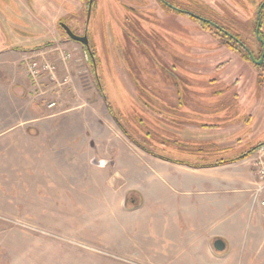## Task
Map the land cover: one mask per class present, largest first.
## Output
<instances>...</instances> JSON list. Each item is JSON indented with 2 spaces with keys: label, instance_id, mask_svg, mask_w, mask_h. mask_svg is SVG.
<instances>
[{
  "label": "rangeland",
  "instance_id": "1",
  "mask_svg": "<svg viewBox=\"0 0 264 264\" xmlns=\"http://www.w3.org/2000/svg\"><path fill=\"white\" fill-rule=\"evenodd\" d=\"M53 1L71 14L57 13L55 7L43 21L30 12L28 18L19 1L0 0V50L19 46L22 56L43 57L56 65L58 82L69 78L60 87L46 75L34 81L20 58L22 84L3 86L16 97H7L8 109L0 110V264H236L226 244L223 251L213 248L221 238L198 236L207 231H200L205 229L192 214L174 220L169 226L171 238L147 237L156 232L154 226H141L130 213L140 204L139 195L132 193L125 203L113 188L122 182L114 179L116 169L111 165L120 153V141L150 145L148 128L136 123L135 115L139 110L148 115L142 105L162 96L164 81L172 79L173 72L194 77L188 68L197 66L198 55L208 62L211 54L207 53L219 39L187 13L165 14L154 0H94L87 27L91 59L58 25L62 17L76 34L82 33L83 2ZM177 1L176 5L196 15H204V10L206 17L239 34L246 44L257 45L256 8L261 0ZM66 52L72 54L69 61L63 60ZM256 66L264 69L262 64ZM227 67L233 72L236 66ZM103 94L132 140L107 110ZM142 118L148 125V118ZM124 167L119 166V171L125 177L138 173L131 162ZM138 169L143 175V168ZM142 192L149 193L148 189ZM156 200L143 212L146 217L168 207L166 203L155 206ZM160 248L164 251L156 254ZM151 256L160 259L149 260Z\"/></svg>",
  "mask_w": 264,
  "mask_h": 264
},
{
  "label": "crops",
  "instance_id": "2",
  "mask_svg": "<svg viewBox=\"0 0 264 264\" xmlns=\"http://www.w3.org/2000/svg\"><path fill=\"white\" fill-rule=\"evenodd\" d=\"M18 4L26 8L22 2ZM251 48L257 53L260 47ZM208 52V62H201L198 55L197 66L188 68L194 77L185 76L184 71L173 72L174 77L164 81L162 96L152 97L155 103L142 105L149 110L148 115L143 110L137 112L136 123L148 128L150 145L146 148L152 154L120 141V153L111 165L116 169L114 179L122 184L113 188L124 201L132 193L139 195L140 204L130 213L140 219L141 226H154L156 232L147 236L151 239L171 238L169 226L176 223L174 220L180 214L187 219L192 214L205 229L200 231H207L198 236L223 239L227 254L236 257V264L264 263V207L251 204L256 180L251 164L254 152L243 157L264 143V69L220 42ZM22 53L19 46L0 50V110L8 109L7 97H16L3 86L22 84ZM218 53L222 55L217 57ZM230 63L236 66L233 72L227 67ZM142 116L148 118V125ZM240 156L238 160L220 163ZM130 162L142 167L144 174L140 175L137 168V174L125 177L119 166L123 168ZM126 181L130 184L124 185ZM142 189H148V195ZM154 199L155 206L166 203L168 207L146 217L143 212ZM163 251L160 248L156 254ZM156 259L160 258H149Z\"/></svg>",
  "mask_w": 264,
  "mask_h": 264
},
{
  "label": "flooded vegetation",
  "instance_id": "3",
  "mask_svg": "<svg viewBox=\"0 0 264 264\" xmlns=\"http://www.w3.org/2000/svg\"><path fill=\"white\" fill-rule=\"evenodd\" d=\"M16 1H19V2H22L25 6H26V8L24 9V11H25V14L28 16V17H30L29 16V14H27V13H29L30 12V14L32 15V16H35V17H37V18H39L40 20H45L46 19V16H45V14H46V12H47V14H49L50 13V10L52 9L53 11L56 9L55 7H58L57 8V13H60L61 11H64V12H66V13H68L67 11H65V10H63L62 8H61V6L59 5L60 3L58 2V4L56 3V2H54L53 0H16ZM64 1V3L63 4H66V3H69V2H71V0H63ZM80 2L82 1L83 2V7L84 8H86V10H85V24H84V29H83V31H82V33H80V34H76V32H75V30H74V28L72 27V25L71 26H69L68 24H66V23H64V21L62 20V17H61V19H59V21H58V25H59V27H60V31L62 32V30L64 31V33L67 35V33H66V30L64 29V27H63V25H65L66 27H68V29H70L74 34H76V35H79V36H83V35H85L86 34V36H87V38H88V33H87V27H88V23H89V21H90V17H91V14H92V11H93V9H94V6H95V1L94 0H79ZM136 1V0H135ZM140 0H138V2H139ZM148 1V0H147ZM154 1H157V3L159 4V7H160V10H162L165 14L166 13H168V12H170V10H174V11H177V12H181V13H186L188 10L186 9V8H182V7H179L178 5H176V3H178V1L177 0H154ZM18 3V2H17ZM29 4L31 5V7H32V10H30V6H29ZM37 4V5H36ZM144 5H142V7L143 8H145V6H146V4L145 3H143ZM156 4V3H155ZM170 5H171V7H170ZM76 6V3L74 2V4H73V7H75ZM172 7H174V8H176V9H172ZM258 7H259V9H258ZM155 8H157V7H155ZM36 9H39V11H40V13H38L37 11H36ZM131 9H132V7H131ZM137 9V8H136ZM136 9L134 8L133 9V11L134 12H136ZM179 9V10H178ZM204 9V8H203ZM257 9H258V11H257ZM27 11V12H26ZM153 11H155V10H153ZM74 12H75V10H74ZM203 12V14L204 15H198L199 17H201L203 20H198V22H200V23H203V22H208V23H211V24H213L214 25V27H217L218 29H220V27L219 26H217L216 24H215V19L212 21L209 17H206V15L207 14H205V11L203 10L202 11ZM46 14V15H47ZM68 14H71V13H68ZM216 12L215 11H213V15H215L216 16ZM88 15H89V17H88ZM196 15V14H195ZM258 15V17H257V21H256V25H257V23H258V19H260V22H261V24H260V26L262 25V26H264V0H261L260 1V3L257 5V8H256V16ZM209 16V15H208ZM87 17H88V19H87ZM196 19V18H195ZM32 23V22H31ZM130 24H134V22L133 21H131L130 22ZM260 29V28H259ZM76 42V41H75ZM33 45V44H32ZM82 45V44H81ZM84 48H85V50H86V53H88L89 54V56H90V58L91 59H93L94 58V55H93V53L91 52V43H90V40H89V38H88V48L86 47V46H84V45H82ZM29 48V47H28Z\"/></svg>",
  "mask_w": 264,
  "mask_h": 264
},
{
  "label": "built area",
  "instance_id": "4",
  "mask_svg": "<svg viewBox=\"0 0 264 264\" xmlns=\"http://www.w3.org/2000/svg\"><path fill=\"white\" fill-rule=\"evenodd\" d=\"M72 58V54L66 52L63 56V60H69ZM26 71L31 78L36 81L41 76L46 75L47 79L54 82L57 87L65 85L69 82L68 77H64L59 82L57 81V67L53 63L47 61L43 57H27V54L22 56ZM255 174L256 180L253 184L251 193V204L260 205L264 207V143L260 144L255 150L252 162H251Z\"/></svg>",
  "mask_w": 264,
  "mask_h": 264
},
{
  "label": "trees",
  "instance_id": "5",
  "mask_svg": "<svg viewBox=\"0 0 264 264\" xmlns=\"http://www.w3.org/2000/svg\"><path fill=\"white\" fill-rule=\"evenodd\" d=\"M186 6L188 7L189 5H186ZM212 12L210 11L209 13L212 14ZM191 18L194 19V20H196L193 17H191ZM201 24L203 25V28L205 30H208L214 37H216L217 39H219V41H220V43L222 45L227 46L228 48H230L233 51L237 52L243 59H245L247 61H251V59L249 57V54L245 50L244 46H246L252 52V54H253V56H254V58L256 60H258L260 58L261 52H262V45H261V43L258 40L255 39V37H256L255 34H254V42H255V44H257L260 47L259 50L257 51V53H254L253 52V50L251 48L252 45L250 43L246 44V42H244V40H242V38L239 36V34L232 33L230 31V29L227 28V27H222L219 21L215 20V24L217 26H219L220 29H218L217 27H214L213 24L208 23V22H203ZM225 31L228 32V33H230V34H233V36L232 35H229ZM263 33H264V26L261 25L260 26V29H259V35H260L261 38H263V36H264V35L263 36L261 35ZM237 40H240L241 43H239ZM262 67H264V64H262ZM103 101H104V103L106 105L107 110L112 115V113H111V111L109 109L110 107L108 106V103H107V100H106V97H105L104 94H103ZM112 117L115 120L116 124L119 126V128L122 130V132L128 137V139L132 140L131 135H129L128 132L124 129V127L122 126V123L118 119V117L113 116V115H112ZM131 142H133L136 146H138L139 148H141L145 152L152 154V151H150L148 148H145L144 146L140 145L137 141L132 140ZM257 148H258V146L255 147L254 149L246 152L245 155H243V157L252 154L253 152H255V150ZM240 158H241V156L240 157H235V158H232V159L221 160L220 163L232 162V161L238 160Z\"/></svg>",
  "mask_w": 264,
  "mask_h": 264
},
{
  "label": "water",
  "instance_id": "6",
  "mask_svg": "<svg viewBox=\"0 0 264 264\" xmlns=\"http://www.w3.org/2000/svg\"><path fill=\"white\" fill-rule=\"evenodd\" d=\"M171 7V5H170ZM174 8V7H173ZM188 15H190L191 17L193 18H196L198 20H203L201 17H199L198 15H195L194 13H191V12H186ZM89 17V15H88ZM87 17V19H88ZM260 19H258V23H257V27L255 29V35L256 37L258 38V41H260L261 45H262V52H261V56L258 60H256L252 54V52L246 47L244 46L245 50L247 51V53L249 54V57L251 59L252 62L256 63V64H264V40L260 37L259 35V28H260ZM64 29L66 30V33H67V36L73 40V41H76L84 46H86L88 48V38L85 35L83 36H79V35H76L74 34L70 29H68V27H66L65 25H63ZM226 32V31H225ZM230 35V34H229ZM89 49V48H88ZM127 202V199H125V203ZM213 248L216 250V251H223L225 249V243L222 239H216L214 242H213Z\"/></svg>",
  "mask_w": 264,
  "mask_h": 264
}]
</instances>
